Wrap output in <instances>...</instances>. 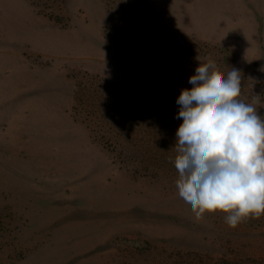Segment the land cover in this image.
<instances>
[{
  "label": "rangeland",
  "instance_id": "1",
  "mask_svg": "<svg viewBox=\"0 0 264 264\" xmlns=\"http://www.w3.org/2000/svg\"><path fill=\"white\" fill-rule=\"evenodd\" d=\"M264 118V0H0V264H264L179 197L177 100L200 63Z\"/></svg>",
  "mask_w": 264,
  "mask_h": 264
},
{
  "label": "clouds",
  "instance_id": "2",
  "mask_svg": "<svg viewBox=\"0 0 264 264\" xmlns=\"http://www.w3.org/2000/svg\"><path fill=\"white\" fill-rule=\"evenodd\" d=\"M241 79L234 67L225 74L200 63L177 100L183 123L173 148L179 197L197 220L219 211L231 228L264 215V118L260 95L239 98Z\"/></svg>",
  "mask_w": 264,
  "mask_h": 264
},
{
  "label": "trees",
  "instance_id": "3",
  "mask_svg": "<svg viewBox=\"0 0 264 264\" xmlns=\"http://www.w3.org/2000/svg\"><path fill=\"white\" fill-rule=\"evenodd\" d=\"M125 264H129L128 262H126Z\"/></svg>",
  "mask_w": 264,
  "mask_h": 264
}]
</instances>
